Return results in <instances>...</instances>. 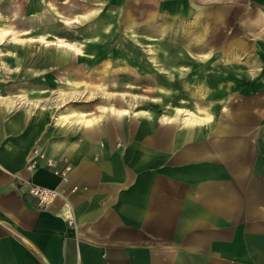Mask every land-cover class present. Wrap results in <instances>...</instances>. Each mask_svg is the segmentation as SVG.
<instances>
[{
  "label": "crops",
  "instance_id": "1",
  "mask_svg": "<svg viewBox=\"0 0 264 264\" xmlns=\"http://www.w3.org/2000/svg\"><path fill=\"white\" fill-rule=\"evenodd\" d=\"M121 1L137 3V48L154 67L136 77L151 79L154 95L191 98L193 107L197 98L199 110L183 116L175 106L145 121L136 118L150 117L147 108L110 112L135 119L94 126L109 112L76 107L55 128L50 115L23 111L32 106L7 115L17 105L0 98V264H264V0ZM36 6L0 0V14L38 17ZM60 6L75 14L74 4ZM64 14L58 21H77ZM80 111L95 117L79 121ZM34 148L40 159L26 168ZM20 177L62 194L39 207Z\"/></svg>",
  "mask_w": 264,
  "mask_h": 264
},
{
  "label": "rangeland",
  "instance_id": "2",
  "mask_svg": "<svg viewBox=\"0 0 264 264\" xmlns=\"http://www.w3.org/2000/svg\"><path fill=\"white\" fill-rule=\"evenodd\" d=\"M42 3L41 5L40 1L31 0L32 6L38 4L40 6L33 8L34 13L39 9L38 17L35 14L26 15L25 19H30L28 21L18 15L3 16L0 14V97L13 99V104L17 105L9 104L6 107L7 115L23 110L19 106V102L26 104L32 101H25L26 98L43 99L53 97L58 92L63 94L65 98L61 105L47 109L38 104H29L28 106H32L29 108V112L23 111L27 114L31 113L32 117L50 115L51 119H48L47 124L56 128L58 126L51 121L55 123L60 121H56L53 117L71 114L72 122L74 119L72 116L78 114L72 111L76 107H85V109H91L97 114L109 112L102 115L94 126L106 121L128 122V118L135 119L132 114H129L119 120L112 114L117 113V110H109L108 105H114L117 108L127 107L132 112L133 109H150V117L136 118L137 121H145L149 118L153 119V117L161 119L163 114L169 113L174 115L176 114L175 106L179 107L177 113L183 116L187 111L186 109L191 108L190 111H193L192 109L199 110L197 98H192L195 105L193 107L188 104L191 98H188L186 102V98L182 96L154 95L153 81L136 77L139 73L141 76L148 75V73L151 75L154 68L152 65L141 63L142 61L146 62L147 57L140 56V50L137 48L138 44L142 45L144 41L138 36V34L140 37L142 36V33L139 32L143 30L140 28L142 17L136 15L137 3L133 2V5L131 1L97 0L96 10L89 6L90 2L87 0H67V3H62L68 6L74 4L72 12L75 14L73 15L66 14L68 9L65 6L64 9L60 6L62 5L60 0H42ZM47 7H49L48 10H46ZM130 8H132L133 13L130 12ZM41 9L44 13L48 11L50 16H41V12H39L42 11ZM63 12H65L64 15L72 16L77 21L70 23L58 21L59 15L63 16ZM128 13L134 16L130 15L129 19L126 17ZM105 14H110L107 21L104 17ZM3 27H6L7 30L1 33ZM25 29H32L33 32L26 34L23 32ZM43 31L48 34L40 35ZM24 42L28 45L21 49L24 54L17 55L18 52L13 48L19 47V45L25 46ZM72 42L80 45L78 46L80 53H78L77 47L68 44ZM60 43L63 46H60ZM77 54L80 57L75 59L77 65H73L69 57H76ZM58 55L63 57V61L69 58L68 62L64 64L57 61ZM10 57L13 59H9ZM73 70L79 71L78 74L76 75ZM157 83L159 81H156ZM161 83L163 84V82ZM30 86L42 87L44 91L42 93L37 90L30 92L28 89ZM74 91L83 94L72 97ZM159 93L163 94L160 91ZM128 100H132L133 104L130 105ZM70 111L72 112L70 113ZM193 113L195 115L196 112ZM89 114L90 112L83 116L80 111L78 120L83 121L85 118L95 117ZM183 116H181V120ZM61 122H65V120L63 119ZM181 122L185 124L183 120ZM72 125L78 124L74 122ZM33 152L35 155L31 160H28L26 168L34 167L40 159V150L37 151V148H34ZM44 162L47 166L55 164L53 161V164L48 165L47 159Z\"/></svg>",
  "mask_w": 264,
  "mask_h": 264
},
{
  "label": "built area",
  "instance_id": "3",
  "mask_svg": "<svg viewBox=\"0 0 264 264\" xmlns=\"http://www.w3.org/2000/svg\"><path fill=\"white\" fill-rule=\"evenodd\" d=\"M48 164H53V161L48 160ZM70 169L69 164H65L57 173L60 174L62 180L67 179V171ZM18 186L22 187L25 194H28L35 198L36 203L39 207H45L53 202L58 196L62 194L58 187H47L42 184H36L34 182L27 181L19 178ZM67 222L71 223L72 218L67 216Z\"/></svg>",
  "mask_w": 264,
  "mask_h": 264
},
{
  "label": "bare ground",
  "instance_id": "4",
  "mask_svg": "<svg viewBox=\"0 0 264 264\" xmlns=\"http://www.w3.org/2000/svg\"><path fill=\"white\" fill-rule=\"evenodd\" d=\"M72 21H75V19H69V18H67V17H64L63 18V22H68V23H70V22H72ZM7 30V28L6 27H3V28H1V33L2 32H4V31H6ZM60 46H63V44H59ZM83 93L82 92H79V91H74L73 93H72V97H76V96H80V95H82ZM0 98H2V97H0ZM49 99H51V100H49ZM64 97H63V94H60V92H58V93H56L53 97L51 96V97H48V98H43V99H25V101L27 100V101H31L30 103L28 102V103H26V104H23V103H21V102H19V105L20 106H28L29 104H38L40 107H46V108H51V107H56V106H58V105H61L62 104V102L64 101ZM128 103L130 104V105H132L133 104V102H132V100H128ZM104 108H106L105 106H104ZM109 110H117V112L118 113H120V114H126V113H128V111H130L127 107H124V108H117V107H115L114 105H108V107H107ZM138 112H142V110H139V109H133V113L134 114H137ZM74 114V113H73ZM88 114V112H85V111H81V115H83V116H86ZM71 114H64V115H55L53 118L57 121H62L63 119L65 120V122L66 123H69V122H71ZM85 120V119H84ZM88 119H86V121H87ZM48 163V162H47ZM19 177V176H18ZM21 178V177H20ZM22 179V178H21ZM24 179V178H23ZM48 187V186H47Z\"/></svg>",
  "mask_w": 264,
  "mask_h": 264
}]
</instances>
